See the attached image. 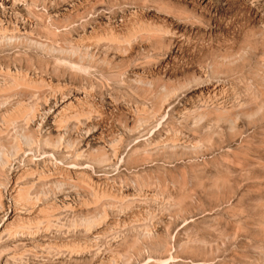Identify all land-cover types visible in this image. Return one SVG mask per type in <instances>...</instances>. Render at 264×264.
<instances>
[{
  "label": "rangeland",
  "instance_id": "374dc122",
  "mask_svg": "<svg viewBox=\"0 0 264 264\" xmlns=\"http://www.w3.org/2000/svg\"><path fill=\"white\" fill-rule=\"evenodd\" d=\"M0 264H264V0H0Z\"/></svg>",
  "mask_w": 264,
  "mask_h": 264
}]
</instances>
